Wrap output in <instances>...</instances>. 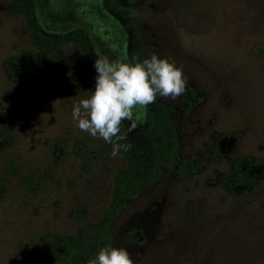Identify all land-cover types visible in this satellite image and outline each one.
<instances>
[{"label":"rangeland","instance_id":"374dc122","mask_svg":"<svg viewBox=\"0 0 264 264\" xmlns=\"http://www.w3.org/2000/svg\"><path fill=\"white\" fill-rule=\"evenodd\" d=\"M8 1L0 0V131L14 141L0 154V171L16 167L0 200V264H60L44 259L39 237L72 236L96 220L119 160L72 118V105L87 95L72 88L73 57L53 54L21 85L5 77L2 60L29 49ZM116 1L141 23L146 58L174 60L187 86L176 99L158 97L172 107L178 161L126 203L109 230L112 246L126 248L134 264H264V181L246 193L223 188L234 159L264 162V0ZM34 2L44 31L82 28L97 55L126 61L124 33L100 0ZM53 141L69 153L46 168ZM79 143L100 151L99 159L87 163L74 152ZM189 162L198 164L193 173L177 176L174 169ZM24 177L37 186L23 187Z\"/></svg>","mask_w":264,"mask_h":264},{"label":"trees","instance_id":"16d2710c","mask_svg":"<svg viewBox=\"0 0 264 264\" xmlns=\"http://www.w3.org/2000/svg\"><path fill=\"white\" fill-rule=\"evenodd\" d=\"M100 4L102 9L117 21L124 33L127 43L126 61L146 58L151 46L144 39L139 20L116 0H100ZM7 8L20 17L29 42L28 50L14 52L1 62L2 72L10 83H25L32 77L42 60L53 54H61L66 58L73 57L77 66L73 73L72 88L94 90L97 74L93 65L98 55L84 29L74 28L63 33L44 31L36 15L34 0H9ZM187 96L191 98L192 94L188 92ZM135 122L137 126L131 132H127L130 122H122L120 136L126 134L125 139L113 138L111 144L100 139L98 143L110 153L115 151V157L119 160L111 171L109 195L100 215L96 220L82 225L72 236L53 233L41 235L39 243L45 260L60 264H87V260L94 257L101 247L112 246L109 230L126 203L154 184L166 166L178 161V134L169 104L157 97L155 103L147 106L146 114ZM13 141L12 132L1 130L0 154L10 148ZM87 147L79 143L74 152L86 155V162L93 163L99 159L101 153ZM93 147L95 146L91 148ZM46 149V168L57 167L69 153L60 141L48 143ZM197 165L189 162L176 167L174 172L177 176L193 173ZM15 167L13 162L2 166L0 200L9 190V178L14 176ZM263 181L264 162L236 158L231 162L230 170L223 180V188L233 194L246 193L257 182ZM21 185L31 190L37 186V180L35 177H24Z\"/></svg>","mask_w":264,"mask_h":264},{"label":"clouds","instance_id":"9594fccd","mask_svg":"<svg viewBox=\"0 0 264 264\" xmlns=\"http://www.w3.org/2000/svg\"><path fill=\"white\" fill-rule=\"evenodd\" d=\"M93 66L97 74L94 90L86 91L87 95L72 105V118L82 132L109 144L113 138H126V134L120 136L123 121L130 122L127 132L136 128L135 109L139 108L144 115L147 106L155 103L157 97L176 99L187 86L183 68L156 53L133 62L98 55ZM87 264L134 262L126 248L106 245Z\"/></svg>","mask_w":264,"mask_h":264}]
</instances>
